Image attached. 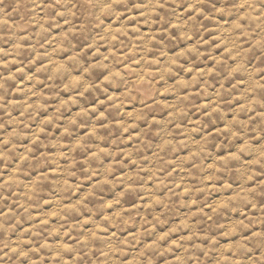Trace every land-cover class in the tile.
<instances>
[{
	"label": "clouds",
	"instance_id": "1",
	"mask_svg": "<svg viewBox=\"0 0 264 264\" xmlns=\"http://www.w3.org/2000/svg\"><path fill=\"white\" fill-rule=\"evenodd\" d=\"M0 264H264V0H0Z\"/></svg>",
	"mask_w": 264,
	"mask_h": 264
}]
</instances>
